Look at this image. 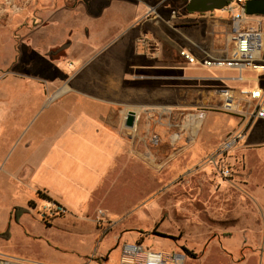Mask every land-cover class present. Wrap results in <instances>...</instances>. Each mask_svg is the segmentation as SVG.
Segmentation results:
<instances>
[{
  "label": "rangeland",
  "instance_id": "374dc122",
  "mask_svg": "<svg viewBox=\"0 0 264 264\" xmlns=\"http://www.w3.org/2000/svg\"><path fill=\"white\" fill-rule=\"evenodd\" d=\"M187 1L171 0L177 9L175 12L179 10L183 15ZM213 17L224 26L228 24L229 14L226 12L213 11ZM79 22L78 27L82 30L83 23ZM93 23V28L97 29L99 22ZM172 24L177 28L184 26L180 32L197 46L213 50L227 48L224 26L217 30L212 22L205 20L200 22L175 20ZM85 27L87 32L89 26ZM53 31V34H49L52 40L63 38L64 32L61 27L56 26ZM130 31V25H124L119 33ZM102 33L96 40L91 41V45L99 47L91 60L99 58L105 60L110 57L115 43L121 37L120 34L114 33L115 35L107 41L102 39ZM173 33L174 42L189 45L182 35ZM47 37L48 35H39L36 43L46 44L42 38L45 41ZM216 38H219L220 43L216 42ZM78 40L82 42L80 41L78 46L76 44L77 47L71 52L80 51L79 55L87 53L86 41L89 40H83L82 37ZM148 45L149 48L152 46ZM167 48L172 51L178 47L170 45ZM27 51L30 53L29 48ZM34 52V55L40 56L41 48ZM43 55L45 62L55 65L67 80L80 69L74 66L75 56L69 55L66 58V50L53 56L46 53ZM171 63L175 64L174 57ZM197 73L216 76L218 72L205 70ZM10 74L17 78L25 75L1 72L0 80H8ZM37 74L38 80H42L40 76L44 73ZM219 74L224 77L232 75L222 71H219ZM255 74L263 77L261 72ZM50 81L46 80L47 83ZM46 86L45 97L34 93L27 98L24 95L21 97L23 90L7 88L8 107L3 108L0 104V115H6L5 118L0 117L1 255L43 264H118L120 245L124 242L134 243L133 238L137 237L145 248L183 253L185 256L183 264H264V223L261 211L264 206V171L261 174L256 170L251 176L249 194L253 201L249 207L248 221L244 219V225L241 222L238 224L227 222L225 216L219 215V211L213 209L216 207L215 195L209 192L196 193L195 181L200 175L222 186L225 185V181L216 166L209 161L213 151L211 146L202 141L200 135L195 139L199 125L194 130L191 125L200 121L198 108H188L194 105H185L177 87L172 93V114L166 118L167 121L152 116L154 114L147 116L142 113L133 129L123 128L127 137L119 134L118 126L116 134L113 133V148H109L108 143H100V139L97 138V142L94 143L96 148L83 154V159L97 160L101 166L113 161L115 155L117 167L119 166L117 172L121 168V183L111 186L108 178V181L105 180L107 182L95 189L92 194L85 188L73 189L71 192L73 195L64 192L76 207L64 208V213H57L54 205L59 203L42 198L38 193L43 192L40 183L37 184L39 188H36L32 180L24 178L25 173L20 167L25 155L28 156L33 151L35 141L52 136V132L60 129L68 113L73 111L68 107L66 95L51 99L52 91L49 90L48 84ZM96 104L104 106L103 103L90 101L87 104L90 107L87 113L96 111L97 109L94 110ZM55 117L62 120L59 126L49 120ZM90 118L96 119L91 116ZM96 122L100 123V120L96 119ZM29 137H34L32 147L26 149L25 142ZM109 138L102 137L106 142H109ZM131 139L138 144L143 143L147 149L156 151L157 158L164 153L163 164L156 167L151 162L137 157L135 151L138 145L133 146ZM92 143L91 140L90 144ZM119 145L120 150L114 148ZM169 153L170 157L166 158ZM223 164L228 165L225 160ZM223 164L218 165L221 167ZM54 185L50 187L57 191L59 186ZM220 205L218 199L216 208ZM18 207L26 209L27 212L16 220L14 209ZM99 210L105 213L106 219L98 220ZM216 215L218 217H215ZM232 228L236 230L230 236L232 233L229 235L227 232ZM7 231L9 236L6 238L3 234ZM119 234L122 238H118L116 246L114 236ZM107 252L108 260L102 262L103 258H100L99 254Z\"/></svg>",
  "mask_w": 264,
  "mask_h": 264
},
{
  "label": "crops",
  "instance_id": "0c3cea01",
  "mask_svg": "<svg viewBox=\"0 0 264 264\" xmlns=\"http://www.w3.org/2000/svg\"><path fill=\"white\" fill-rule=\"evenodd\" d=\"M175 10L177 9L171 0H0V73L25 74L18 78L10 74L8 80H0V104L3 108L8 107L7 88L23 90L21 97L24 95L25 98L34 93L45 97L48 84L49 90L52 91L51 99L66 95L68 107L73 110L68 113L63 123L58 117L49 119L58 126L62 123L60 129L52 132L50 137L36 140L33 151L30 155H25L20 166L25 173L24 178L32 180L36 188H39L40 183L42 193L48 196L51 202L59 203L65 209H75L76 205L64 192L73 195V189L85 188L92 194L107 182L108 178L111 186L121 183V168L117 172L119 166L117 167L115 155L113 161L101 166L97 160L83 159V154L96 148L94 143L97 138L100 143H108V147L113 148L112 138L118 126L119 134L127 137L123 128L125 116L129 111L135 113L136 125L142 113L147 116L154 114L152 116L167 121L166 118L172 114V93L176 87L185 105L193 104V107L188 108L197 107L199 110L196 111L200 121L195 139L200 135L202 141L209 144L212 150L227 135L246 125L247 119L240 112L228 113L221 110L218 89L230 88L236 95L237 89L251 88L257 85L255 79L260 80L261 77L244 71L243 76L254 79V82H221L214 78L234 77L237 72L222 71L231 73L229 77L220 75L219 71H215L218 72L216 76L200 75L197 71L205 69L181 62L177 57L178 50H192L191 41L180 32L184 26L177 28L172 22L205 20L212 22L217 30L224 25L214 19L213 11L189 13L184 6L185 12L181 15L179 10L177 13ZM79 21L83 23L82 30L78 27ZM94 21L99 22L100 32L98 28H93ZM85 25L90 28L87 27V32ZM124 25H130L131 31L119 33ZM56 26L62 28L64 36L54 41L49 34H53V28ZM224 27L226 49L213 50L200 46L214 58L222 59L230 55L229 21ZM173 32L182 35L189 45L174 42ZM100 33L102 39L107 41L115 34H120L121 37L115 43L110 57L105 60H91L93 53L99 49L91 45V41L96 40ZM42 34L48 35L45 41L42 38L46 43L44 45L36 43L38 36ZM80 37L89 41H86L88 52L79 55V50L78 53L71 50L79 45ZM67 42L70 46L65 49L66 58L69 55L75 56L74 66L80 67L70 76V80L65 79L66 76L57 70L55 65H49L43 59L44 53L48 56L58 54L59 52H53ZM216 42L220 43L219 38H216ZM148 44L152 46L149 48ZM170 45H177L179 49L171 51L167 48ZM40 48L41 55H34V51ZM83 55L84 57H80ZM173 57L175 64L171 63ZM78 62L81 64H77ZM42 72L45 75L40 76L42 80H38L37 73ZM27 75L30 77H26ZM46 80L51 81L47 83ZM90 101L103 103L104 106L96 104L94 110H97L87 113L90 110L87 105ZM240 109H246V104H242ZM90 116L100 120V123L94 118L92 120ZM0 117L5 118L6 115L2 114ZM108 136L109 142L102 139ZM32 138L29 137L25 142L26 149H31ZM131 141L133 146L138 145L135 153L140 159L151 162L156 167L165 161L164 153L157 158L153 149H147L143 143L138 144L133 139ZM114 148L120 150L121 146ZM170 155L169 153L166 158ZM224 160L230 165L226 167L232 169L231 177H222L225 185L215 184L212 179L200 175L195 181V191L198 194L209 192L215 195V206L217 207L219 199L223 207L220 205L219 208L213 209L219 211V215L225 216L227 222H241L244 225V219L248 221L249 207L253 201L249 194L251 176L256 170L261 174L264 171V119H257L248 124L238 143ZM54 184L59 186L57 191L50 187ZM261 211L264 223V206ZM238 218L241 220L237 221ZM235 230L236 228L228 229L227 233H232V236ZM118 238L121 239L122 235L114 236L116 246ZM137 239L134 237L133 242L141 243ZM108 254L109 252L99 254L100 258H103L102 262L108 260Z\"/></svg>",
  "mask_w": 264,
  "mask_h": 264
},
{
  "label": "built area",
  "instance_id": "2783aa9c",
  "mask_svg": "<svg viewBox=\"0 0 264 264\" xmlns=\"http://www.w3.org/2000/svg\"><path fill=\"white\" fill-rule=\"evenodd\" d=\"M248 0H230L229 5L222 9V12L229 14L228 43L230 55L227 58H214L200 46L191 42V48L178 50L177 57L181 62L198 66L208 71H236L237 75L230 78H214L235 83L253 81L243 76L244 71L253 73L261 72L264 75V17L258 15H247L245 3ZM257 85L251 88L237 89V94L230 88L218 89L220 108L228 113L240 112L247 119L245 126L228 135L218 146L213 149L209 161L218 169L222 177H231L232 169L226 167L224 157L238 143L248 124L264 119V78L255 79ZM236 96V97H235ZM246 104V109H240ZM222 163L224 166L218 165ZM57 213H64L65 209L59 204L54 205ZM106 219L103 211H98V220ZM184 254L179 251H154L145 248L139 242L122 243L118 264H183ZM0 264H43L24 261L0 254Z\"/></svg>",
  "mask_w": 264,
  "mask_h": 264
},
{
  "label": "water",
  "instance_id": "95a60500",
  "mask_svg": "<svg viewBox=\"0 0 264 264\" xmlns=\"http://www.w3.org/2000/svg\"><path fill=\"white\" fill-rule=\"evenodd\" d=\"M230 0H188L185 10L189 13H207L222 10L229 5ZM245 13L247 15H258L264 17V0H248L245 3ZM70 46L67 42L60 46L53 53H58ZM136 125V116L132 111L127 112L124 119V127L133 129Z\"/></svg>",
  "mask_w": 264,
  "mask_h": 264
},
{
  "label": "trees",
  "instance_id": "16d2710c",
  "mask_svg": "<svg viewBox=\"0 0 264 264\" xmlns=\"http://www.w3.org/2000/svg\"><path fill=\"white\" fill-rule=\"evenodd\" d=\"M39 193V195L42 197V198H44V199H46V200H48V201H51V199L48 197V196H46L45 194H43L42 192H38ZM25 212H27L26 211V209H24V208H15L14 209V217H15V219L17 220L18 219V217L20 216V215H22L23 213H25ZM3 236L4 237H8L9 236V234H8V231L7 232H5L4 234H3Z\"/></svg>",
  "mask_w": 264,
  "mask_h": 264
},
{
  "label": "bare ground",
  "instance_id": "6f19581e",
  "mask_svg": "<svg viewBox=\"0 0 264 264\" xmlns=\"http://www.w3.org/2000/svg\"><path fill=\"white\" fill-rule=\"evenodd\" d=\"M197 122H193V124L191 125V128L194 130V129H197L198 125H199V122L198 124H196Z\"/></svg>",
  "mask_w": 264,
  "mask_h": 264
}]
</instances>
